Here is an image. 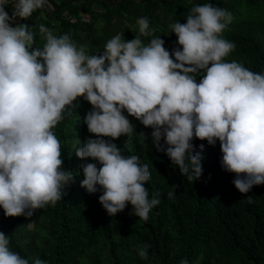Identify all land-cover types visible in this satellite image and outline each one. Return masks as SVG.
Masks as SVG:
<instances>
[{
    "label": "clouds",
    "instance_id": "clouds-1",
    "mask_svg": "<svg viewBox=\"0 0 264 264\" xmlns=\"http://www.w3.org/2000/svg\"><path fill=\"white\" fill-rule=\"evenodd\" d=\"M45 6L49 0H0V208L5 216L31 217L65 196L73 173L62 167L54 129L76 111L81 97L92 105L84 123L96 138L78 140L75 154L99 163L81 164V186L102 192L99 202L111 216L130 204L147 221L160 204L146 187L149 164L112 142L135 133L129 116L152 129V145L189 180L202 174L195 137L212 146L220 142L222 168L235 173L240 193L264 185V73L226 60L235 50L223 35L233 19L229 11L212 3L192 7L186 23L171 25L180 46L171 53L160 37L142 41L141 35L151 36L155 29L141 16L140 35L128 41L116 34L102 54L92 55L70 34L55 35L44 24L39 31L45 43L33 47L35 33L15 21ZM148 248L139 247L141 258H148ZM0 264L47 261L12 250L10 236L0 231Z\"/></svg>",
    "mask_w": 264,
    "mask_h": 264
},
{
    "label": "trees",
    "instance_id": "trees-1",
    "mask_svg": "<svg viewBox=\"0 0 264 264\" xmlns=\"http://www.w3.org/2000/svg\"><path fill=\"white\" fill-rule=\"evenodd\" d=\"M205 3L232 14L223 35L235 43V50L226 60L264 73V0H147L143 4L122 0L112 6L107 0H49L53 9L45 6L15 24L29 25L35 33L33 47L45 43L39 31L44 24L55 35L70 34L78 45L87 46L88 54L99 55L116 34L128 41L140 35L137 19L146 16L155 32L141 35L142 41L147 44L153 36L160 37L171 53L180 47L171 25L186 23L192 7ZM6 10L11 14L12 7ZM75 103L76 111L54 129L61 141L62 167L73 173V180L62 200L31 217H7L0 208V231L10 236L12 250L47 264H180L181 259L189 264H264V185L240 193L233 184L235 173L222 168L219 141L212 146L193 138L195 151L202 155V174L189 180L152 145V129L129 116L135 133L112 142L125 155H139L149 164L151 179L146 187L150 198H159L160 204L147 221L136 216L130 204L111 216L99 202L102 192L89 193L81 186V164L99 163L91 158L83 162L75 154L78 140L96 138L84 123L92 105L82 97ZM169 192L175 194L169 197ZM248 196L253 202L246 200ZM143 244L149 245L147 259L138 253Z\"/></svg>",
    "mask_w": 264,
    "mask_h": 264
},
{
    "label": "crops",
    "instance_id": "crops-1",
    "mask_svg": "<svg viewBox=\"0 0 264 264\" xmlns=\"http://www.w3.org/2000/svg\"><path fill=\"white\" fill-rule=\"evenodd\" d=\"M107 1L112 6V5H116V3H119L121 0H107ZM134 1L137 2L138 4H143L147 0H134Z\"/></svg>",
    "mask_w": 264,
    "mask_h": 264
},
{
    "label": "bare ground",
    "instance_id": "bare-ground-1",
    "mask_svg": "<svg viewBox=\"0 0 264 264\" xmlns=\"http://www.w3.org/2000/svg\"><path fill=\"white\" fill-rule=\"evenodd\" d=\"M199 147V146H198ZM84 162V161H83Z\"/></svg>",
    "mask_w": 264,
    "mask_h": 264
}]
</instances>
